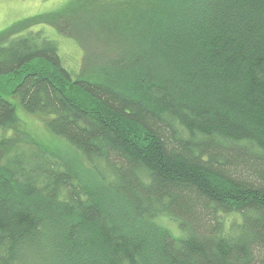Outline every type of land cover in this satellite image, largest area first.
<instances>
[{
	"label": "trees",
	"instance_id": "trees-1",
	"mask_svg": "<svg viewBox=\"0 0 264 264\" xmlns=\"http://www.w3.org/2000/svg\"><path fill=\"white\" fill-rule=\"evenodd\" d=\"M94 3L0 31V264H264V0Z\"/></svg>",
	"mask_w": 264,
	"mask_h": 264
},
{
	"label": "rangeland",
	"instance_id": "rangeland-1",
	"mask_svg": "<svg viewBox=\"0 0 264 264\" xmlns=\"http://www.w3.org/2000/svg\"><path fill=\"white\" fill-rule=\"evenodd\" d=\"M97 0H0V31L13 22L33 16L45 14L46 17L31 25L32 30H39L41 36L55 40L58 54L64 66L76 68L82 57V48L76 35L86 36L92 30L93 17ZM111 9V7H104ZM74 11V12H73ZM69 14V15H68ZM86 37H84L85 39ZM18 116L27 128L43 141L50 142L51 136L34 115L17 107Z\"/></svg>",
	"mask_w": 264,
	"mask_h": 264
}]
</instances>
